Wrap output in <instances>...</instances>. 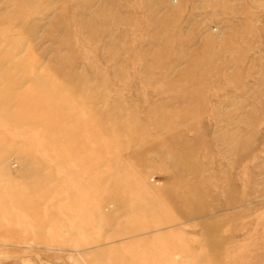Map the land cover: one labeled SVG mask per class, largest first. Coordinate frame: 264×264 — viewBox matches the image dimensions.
<instances>
[{"label":"rangeland","instance_id":"1","mask_svg":"<svg viewBox=\"0 0 264 264\" xmlns=\"http://www.w3.org/2000/svg\"><path fill=\"white\" fill-rule=\"evenodd\" d=\"M0 264H264V0H0Z\"/></svg>","mask_w":264,"mask_h":264}]
</instances>
